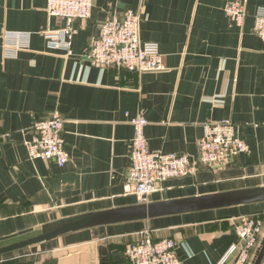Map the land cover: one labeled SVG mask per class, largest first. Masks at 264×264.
<instances>
[{"label":"crops","instance_id":"crops-1","mask_svg":"<svg viewBox=\"0 0 264 264\" xmlns=\"http://www.w3.org/2000/svg\"><path fill=\"white\" fill-rule=\"evenodd\" d=\"M227 1L92 0L64 49L44 36L63 25L48 16L46 0H0V241L85 212L264 186V40L253 28L264 0H242L241 24L224 13ZM138 7L140 36L158 44L164 68L91 66L87 49L100 24ZM15 34L26 45L7 55ZM53 110L64 118L62 167L31 159L26 147L34 116ZM138 113L150 149L196 156L203 124L228 119L251 151L225 166L199 165L140 199L125 191ZM253 213L264 219V202L94 227L0 256V264H127L125 245L143 228L175 239L182 264H219L236 217ZM263 244L264 227L251 264L264 260Z\"/></svg>","mask_w":264,"mask_h":264},{"label":"built area","instance_id":"built-area-1","mask_svg":"<svg viewBox=\"0 0 264 264\" xmlns=\"http://www.w3.org/2000/svg\"><path fill=\"white\" fill-rule=\"evenodd\" d=\"M92 0H46L48 16L58 18L60 29L46 31L44 36L54 47L68 49L73 34V20L91 15ZM224 13L237 24L245 14L242 0H228ZM141 8L126 9L121 16L112 14L102 22L88 45L89 64L99 68L115 67L129 72L142 73L163 69V55L156 42L143 40L139 33ZM254 31L264 40V5L254 13ZM13 44H5L6 54H16L25 47L26 38L10 36ZM64 118L58 110L47 116H34L26 142L31 159L53 160L59 167L67 161L63 135ZM148 121L138 113L131 119L133 135L129 140L130 161L125 177V191L144 199L161 190V185L171 179L192 175L197 167H221L242 153H250V145L240 136L231 120H208L203 124L196 156L188 153L166 152L150 149L144 135ZM264 219L257 213L236 217L233 224L235 241L220 258L219 264H251V256L263 233ZM177 242L170 237L154 238L152 230L143 228L136 232V239L125 245L127 264H182ZM264 264V260L261 262Z\"/></svg>","mask_w":264,"mask_h":264},{"label":"water","instance_id":"water-1","mask_svg":"<svg viewBox=\"0 0 264 264\" xmlns=\"http://www.w3.org/2000/svg\"><path fill=\"white\" fill-rule=\"evenodd\" d=\"M260 202H264V186L248 187L183 198L147 201L128 206L85 212L47 222L36 230L13 238L1 240L0 256L44 241L52 240L70 232H77L94 227L143 221ZM260 249L259 254H262L264 252V244Z\"/></svg>","mask_w":264,"mask_h":264}]
</instances>
